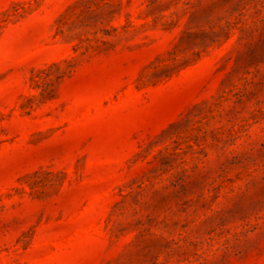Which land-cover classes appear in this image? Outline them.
<instances>
[{
  "label": "rangeland",
  "instance_id": "obj_1",
  "mask_svg": "<svg viewBox=\"0 0 264 264\" xmlns=\"http://www.w3.org/2000/svg\"><path fill=\"white\" fill-rule=\"evenodd\" d=\"M0 264H264V0H0Z\"/></svg>",
  "mask_w": 264,
  "mask_h": 264
}]
</instances>
